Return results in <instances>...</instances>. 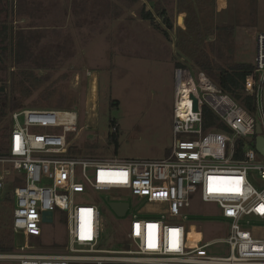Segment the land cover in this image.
<instances>
[{
	"label": "built area",
	"instance_id": "1",
	"mask_svg": "<svg viewBox=\"0 0 264 264\" xmlns=\"http://www.w3.org/2000/svg\"><path fill=\"white\" fill-rule=\"evenodd\" d=\"M242 93L252 99L251 113L206 74L175 68L171 148L159 160L71 155L76 111H13L6 153L0 154V191L11 193L12 230L44 243L42 226L54 223V212L66 223L60 253L29 254L25 243L11 257L19 264H72L85 259L82 252H99L100 212L84 199L115 193L118 200H105L127 203L124 216L135 206L124 232L132 250L118 255L144 264H264V157L254 145L256 137L264 139V31L256 35L254 69ZM204 107L228 132L204 128ZM192 201L216 206L213 231L204 217L195 218ZM47 212L51 221L44 220ZM219 244L228 254L211 256L209 249Z\"/></svg>",
	"mask_w": 264,
	"mask_h": 264
},
{
	"label": "rangeland",
	"instance_id": "2",
	"mask_svg": "<svg viewBox=\"0 0 264 264\" xmlns=\"http://www.w3.org/2000/svg\"><path fill=\"white\" fill-rule=\"evenodd\" d=\"M14 2L0 0V21L5 20L11 26L14 24ZM96 2L100 7L99 15L96 10L95 19L79 16L78 9L73 8L69 22L63 26L38 24V29L31 31L27 29V23L13 25L23 28L22 32L29 36L33 33L31 37L34 41L30 43L29 53L33 56L24 66L8 68L6 83H0L3 89L0 97L5 102L4 114L0 115V128L10 124L13 111L24 108L72 110L79 116L77 132L71 136L76 156L163 159L169 155L172 141L173 71L176 65H183L194 76L199 72L206 74L199 70L195 61L203 54L223 67L228 66L231 61L218 56L223 46L213 40L218 33L214 28L216 21L231 18L236 28L231 43L232 61L254 64L255 38L264 31V0H252L251 4L249 0H217V8L222 12L211 22L199 21L191 12H182L181 8L185 7L182 0ZM5 5L7 13L2 9ZM228 5L230 10H234L232 16L226 10ZM154 6L165 11L172 28L161 22ZM144 7L153 12L154 21L166 31L167 36L155 29L150 21L141 18ZM178 17L182 18L180 24ZM203 21L214 28L212 36L194 35L195 23H200L201 27ZM215 71L212 70V74ZM23 90H26L25 94L29 93L28 97H20ZM48 94L52 96L51 105L41 97ZM110 120H114L115 129L109 127ZM116 128L117 143L115 150H111L107 148L106 135ZM1 192L0 234L12 239L14 249L0 254V264H19V260L11 256L25 243L32 247L26 250L29 254L55 255L63 251L64 214L54 212V223L42 226L44 243L26 240L12 230L13 200L6 198L9 189ZM105 198L118 200L119 196L115 193H91L89 198L84 199L96 203L100 212L102 231L99 252H82L80 255L85 259L72 264H97L94 258L99 257L105 259L102 264H144L135 260V256L115 253L132 250L124 232L130 214L135 211L134 204L131 203L133 210L127 216L118 217ZM191 210L199 213L195 215L196 219L205 218L210 231L215 229L213 220L218 213L215 205L192 201ZM208 253L211 256L227 255L228 248L219 244L210 248Z\"/></svg>",
	"mask_w": 264,
	"mask_h": 264
},
{
	"label": "trees",
	"instance_id": "3",
	"mask_svg": "<svg viewBox=\"0 0 264 264\" xmlns=\"http://www.w3.org/2000/svg\"><path fill=\"white\" fill-rule=\"evenodd\" d=\"M185 3V7L181 8L182 12H191L193 17H198L199 21L207 20L211 22L212 20L217 19V14L220 13V9L217 8L218 2L217 0H182ZM252 0H249V4H251ZM6 5L2 8L3 12L7 13L4 10ZM155 7V6H154ZM210 8V9H209ZM210 10V13H209ZM226 10L230 12L231 16L234 13V10H230L229 5L226 6ZM155 12L157 16L161 19V22L166 25L167 28H172V24L166 17L165 11L159 10L155 7ZM222 12V11H221ZM209 13V14H208ZM141 18L146 21H150L152 26L163 33L164 36H167L165 30L161 29L159 25L154 21L153 12L147 11L144 7L141 11ZM195 23L194 25V35L200 36L203 35H213V29L215 28L218 33L214 37V40L217 44L223 46V50L218 54L220 59L227 57L230 61V64L226 67L221 66V64L214 62L209 59L208 55H200L198 59H195L197 67L199 70L206 73V75L212 80V82L220 88L223 92L228 94L234 101L238 102L242 105L247 111L250 113L253 111L252 108V99L250 97L244 96L242 93V87L244 79L250 75L254 69V64L250 63H236L232 61V41L234 39L235 34V25L232 22V18L229 20L219 21L217 20L214 24V28H210L208 24ZM33 34L30 33V36L25 34L22 31H14L11 24L5 23V20L0 21V83H6L7 80V70L10 67H19L24 66L27 61L31 60L33 55H29L30 53V40ZM215 44V43H214ZM213 45V44H212ZM216 52V51H215ZM222 52H225L222 53ZM44 60V59H43ZM39 66V65H38ZM176 67H184L183 65L177 64ZM212 70H216L214 74H212ZM13 78V76H12ZM2 86H0V91H2ZM26 90L20 92V97L23 98L28 97V94H25ZM42 95V100H46L49 105L52 104V96ZM1 96V94H0ZM20 100V99H19ZM0 102L3 104L1 107L0 115H3L5 102L0 97ZM115 103H112L114 105ZM218 122V118L212 113L208 108H203V123L204 128L206 130L215 128L216 123ZM114 120L109 121V127L113 129L116 124H114ZM4 125L0 128V138L3 140V148L0 149V154L6 153V142L10 133V126ZM218 129H222L225 132L228 130L222 125H216ZM117 128L115 131H111L106 135L107 148H112L115 150L117 143ZM237 144L239 147L242 146L243 140H238ZM71 155H76L74 147L70 149ZM111 153V152H109ZM1 194V192H0ZM7 200H9V194L6 195ZM37 241V240H35ZM14 249L12 239L7 237L5 234H0V254H6L12 252Z\"/></svg>",
	"mask_w": 264,
	"mask_h": 264
},
{
	"label": "crops",
	"instance_id": "4",
	"mask_svg": "<svg viewBox=\"0 0 264 264\" xmlns=\"http://www.w3.org/2000/svg\"><path fill=\"white\" fill-rule=\"evenodd\" d=\"M96 3V0H15L13 10V23L15 25L27 23V29L31 31H36L38 29V24H46L47 26H63L65 23L67 24L69 22L70 17L72 16L71 10L73 8L75 10L78 9L79 16H83L89 19H95L96 10L98 12L97 15H99L100 7L98 6V3L97 5ZM86 9L89 11L88 13ZM13 25L12 27L14 31H17V29L18 31L23 30V28L19 29ZM54 30H57V28H54ZM32 41H34V38H31L30 42ZM36 42H38L37 39ZM8 194L9 200H12L11 193L9 192Z\"/></svg>",
	"mask_w": 264,
	"mask_h": 264
},
{
	"label": "water",
	"instance_id": "5",
	"mask_svg": "<svg viewBox=\"0 0 264 264\" xmlns=\"http://www.w3.org/2000/svg\"><path fill=\"white\" fill-rule=\"evenodd\" d=\"M180 20H182L181 17L178 18V24H180ZM194 109H196V102H194ZM257 132L259 133V130H257ZM246 141L248 143H251L253 139L251 137H247ZM254 145L257 152L264 157V139L262 137H256L254 139ZM109 207L113 210L116 216L123 217L127 210L128 204L110 202ZM51 218H52L51 213L49 212L44 213V220L51 221Z\"/></svg>",
	"mask_w": 264,
	"mask_h": 264
},
{
	"label": "flooded vegetation",
	"instance_id": "6",
	"mask_svg": "<svg viewBox=\"0 0 264 264\" xmlns=\"http://www.w3.org/2000/svg\"><path fill=\"white\" fill-rule=\"evenodd\" d=\"M0 105L3 107V104L0 102Z\"/></svg>",
	"mask_w": 264,
	"mask_h": 264
},
{
	"label": "bare ground",
	"instance_id": "7",
	"mask_svg": "<svg viewBox=\"0 0 264 264\" xmlns=\"http://www.w3.org/2000/svg\"><path fill=\"white\" fill-rule=\"evenodd\" d=\"M91 86V85H90Z\"/></svg>",
	"mask_w": 264,
	"mask_h": 264
}]
</instances>
